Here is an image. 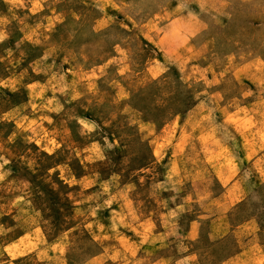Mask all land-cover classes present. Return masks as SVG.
<instances>
[{
    "label": "rangeland",
    "instance_id": "374dc122",
    "mask_svg": "<svg viewBox=\"0 0 264 264\" xmlns=\"http://www.w3.org/2000/svg\"><path fill=\"white\" fill-rule=\"evenodd\" d=\"M0 264H264V0H0Z\"/></svg>",
    "mask_w": 264,
    "mask_h": 264
},
{
    "label": "clouds",
    "instance_id": "9594fccd",
    "mask_svg": "<svg viewBox=\"0 0 264 264\" xmlns=\"http://www.w3.org/2000/svg\"><path fill=\"white\" fill-rule=\"evenodd\" d=\"M81 123H83V121H81ZM87 127V125H85Z\"/></svg>",
    "mask_w": 264,
    "mask_h": 264
}]
</instances>
